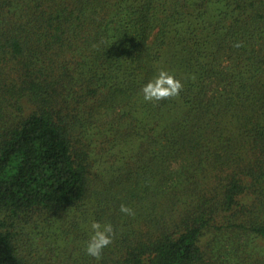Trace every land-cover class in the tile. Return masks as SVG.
I'll return each mask as SVG.
<instances>
[{"label": "trees", "instance_id": "trees-1", "mask_svg": "<svg viewBox=\"0 0 264 264\" xmlns=\"http://www.w3.org/2000/svg\"><path fill=\"white\" fill-rule=\"evenodd\" d=\"M0 264H264V0H0Z\"/></svg>", "mask_w": 264, "mask_h": 264}, {"label": "clouds", "instance_id": "clouds-1", "mask_svg": "<svg viewBox=\"0 0 264 264\" xmlns=\"http://www.w3.org/2000/svg\"><path fill=\"white\" fill-rule=\"evenodd\" d=\"M234 47H240L237 43ZM184 85L177 79L174 73L161 69L141 89L143 99L147 102H159L169 98L178 97ZM120 211L126 215H134V211L126 204L120 205ZM92 233L86 244L85 252L97 261L102 259L103 250L113 241L115 230L111 223L102 225L98 221L91 223Z\"/></svg>", "mask_w": 264, "mask_h": 264}]
</instances>
